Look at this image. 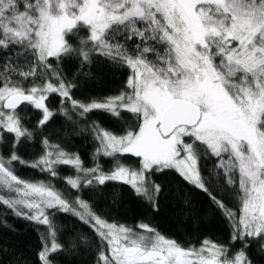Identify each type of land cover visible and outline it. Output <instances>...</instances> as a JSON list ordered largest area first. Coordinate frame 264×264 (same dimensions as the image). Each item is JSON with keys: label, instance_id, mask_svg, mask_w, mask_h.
Here are the masks:
<instances>
[{"label": "snow or ice", "instance_id": "snow-or-ice-1", "mask_svg": "<svg viewBox=\"0 0 264 264\" xmlns=\"http://www.w3.org/2000/svg\"><path fill=\"white\" fill-rule=\"evenodd\" d=\"M65 62L81 77L97 64L125 68V89L78 100ZM96 110L123 125L81 129ZM60 118L70 132H91V166L50 134ZM16 164L52 180L70 167L64 181L77 193L128 186L154 212L156 179L174 172L220 210L229 241L186 247L148 223L118 224L82 195L22 179ZM221 191L236 196V210ZM0 208L45 227L38 264H65L81 248L94 249L93 264H253V246L264 254V0H0ZM58 214L88 232L61 241Z\"/></svg>", "mask_w": 264, "mask_h": 264}, {"label": "trees", "instance_id": "trees-1", "mask_svg": "<svg viewBox=\"0 0 264 264\" xmlns=\"http://www.w3.org/2000/svg\"><path fill=\"white\" fill-rule=\"evenodd\" d=\"M61 70L69 78H78L75 98L84 102L102 101L122 92L129 74L127 69L115 68L107 63L97 64L92 77L79 76L73 62H65L61 65ZM89 116L90 119L81 124V129H87L93 122L108 130L123 125V122L120 125L114 124L113 119L101 110H96ZM127 122L130 125L135 123L134 118H128ZM49 132L71 151L79 153L86 166L92 165V154L97 142L90 131L70 132L68 123L60 118ZM38 152V144L29 145L25 147L22 156L29 160ZM126 159L131 162L135 158ZM104 160L105 170H108L112 165L107 158ZM15 170L24 180L53 183L69 200L82 195L96 211L118 224L135 227L138 223H148L165 237L176 239L182 246H198L205 238L220 243L229 241L230 225L220 210L206 194L184 182L174 172L156 179L161 186V192L158 197L159 211L154 212L151 205L136 197L125 185L113 183L101 189H84L82 193H77L64 181L65 177L74 175V170L70 167L62 168L60 176L55 180L47 173L24 165L16 164ZM219 195L233 210L238 208L234 194L221 191ZM54 223L60 230L58 239L61 241L69 240L71 237L67 234L70 232H88L87 226L69 214H58ZM44 232V226L16 217L10 211L0 208V264H38L37 253ZM94 254V249L86 251L81 248L78 254L66 255L65 264H93ZM249 255L253 264H264V254L255 246Z\"/></svg>", "mask_w": 264, "mask_h": 264}]
</instances>
